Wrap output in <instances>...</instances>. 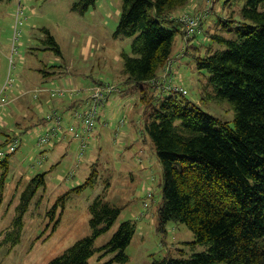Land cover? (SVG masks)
<instances>
[{"label": "rangeland", "instance_id": "1", "mask_svg": "<svg viewBox=\"0 0 264 264\" xmlns=\"http://www.w3.org/2000/svg\"><path fill=\"white\" fill-rule=\"evenodd\" d=\"M201 1L200 8L177 10L176 15L183 11L203 13L198 24L203 31H210L220 17L224 19L232 14L231 10L237 16L243 3V0ZM13 2L0 1L2 83L7 76L11 52L10 48L7 58H3L5 46L2 44L8 36L5 42L12 45L17 6V2L14 6ZM85 2L87 8L82 10ZM189 3L190 0L186 4ZM21 5L23 22L18 25L16 52L12 56L14 67L10 74L14 83H21L23 77L29 75V84L76 86L84 89L82 95H88L87 89L99 82L116 85L118 91L110 95L108 104L99 107L100 119L79 162V141L64 128L62 132L71 138L60 140L58 137L44 150L37 146L38 134L45 131L41 116L54 108L39 113L35 110V117L26 120L21 128L12 126V116L4 118L7 124L0 125V146L12 133V127L21 143L14 153L8 154L7 165L0 163V264H50L78 239L91 234L89 205L96 197L122 209L112 227L94 238V247L105 244L121 221L129 219L136 226L125 248L127 260L109 264H153L163 256L189 257L193 252L204 250L205 245L185 243L192 241L194 234L182 223L169 222L164 234L155 228V211L162 200V167L151 140L143 133L145 116L143 105L139 104V89L136 83L125 82L120 73L122 53H131L133 39V36L113 37L121 1L21 0ZM175 22L172 25H176ZM203 35L189 39L183 30L182 34L176 33L173 57L182 53L188 40L197 48L208 45V41L202 40ZM178 59L173 65L176 76L172 80L183 86L187 96L198 103L202 87L207 83V73L196 68L193 56L188 53ZM208 104H203L202 109L233 124L235 109L231 102ZM120 118L124 119V124L115 136L114 124ZM93 163L98 174L96 182L71 192L64 201L60 199L59 196L87 179ZM43 171H46L45 186L39 184L31 192L30 178ZM147 191L151 192L149 198ZM145 201L146 207L143 206ZM10 233L13 236H9ZM261 243L264 244V238ZM114 254L112 251L98 257L96 252L87 264H102Z\"/></svg>", "mask_w": 264, "mask_h": 264}, {"label": "trees", "instance_id": "2", "mask_svg": "<svg viewBox=\"0 0 264 264\" xmlns=\"http://www.w3.org/2000/svg\"><path fill=\"white\" fill-rule=\"evenodd\" d=\"M120 1L113 37L133 36L131 53H122L120 73L125 82H134L139 89L145 116L143 133L151 140L162 167V200L155 211V228L164 234L169 222L182 223L194 234L193 240L185 243L205 245L204 250L189 257L163 256L153 264H264V0H243L237 16L231 10L232 14L220 17L210 31L201 29L189 38L204 34L202 40L208 45L197 48L188 40L176 58L173 45L182 29L173 15L188 0ZM86 8L87 2L81 6ZM174 21L176 25H172ZM186 53L193 56L198 70L207 73L198 103L187 92L173 91L167 85L168 79L176 76L173 65ZM169 64L163 81L161 71ZM5 81L0 87L4 93L9 88H4ZM36 87L48 88L39 93L69 99L84 91L73 86L70 88L79 90L76 94L59 96L49 89L64 87ZM91 87L87 89L90 93L83 95L82 107L72 106L75 108L71 107L68 115L92 102ZM39 93L33 98H39ZM110 95L99 103L96 121L99 107L108 103ZM223 100L235 109L232 125L201 107ZM54 112L65 124L72 122L65 121L64 112L55 109L41 117L44 130L54 124L47 118ZM16 136L8 135L2 146ZM65 138L71 137L61 134L60 139ZM7 158L1 165H7ZM95 166L93 163L83 183L59 198L64 201L71 192L92 186L98 179ZM45 175L43 171L30 178L31 192L39 184L45 186ZM121 209L102 197L94 198L89 205L91 234L78 239L50 264H87L96 252L100 257L112 251L115 254L102 264L127 260L125 248L136 230L132 220L121 221L105 244L94 247V238L112 227Z\"/></svg>", "mask_w": 264, "mask_h": 264}, {"label": "built area", "instance_id": "3", "mask_svg": "<svg viewBox=\"0 0 264 264\" xmlns=\"http://www.w3.org/2000/svg\"><path fill=\"white\" fill-rule=\"evenodd\" d=\"M23 9L21 5V0H18L15 13H14V23H13V32H12V45H11V52L8 56V72L6 76V81L4 84V88H7L8 86L11 87L13 84V78L11 77V69L14 67V61H13V54L16 52L15 42L18 38L19 30L18 25H21L23 22L22 18ZM203 13H189L188 11H183L180 14L175 16V20L180 25L181 29L183 30V33L186 35V37H191L193 34L198 33L201 31L200 27L198 26L199 21L201 17L203 16ZM169 65L165 66V69L163 70V73L161 75V80L166 81L165 78V70ZM168 87L173 91H178L182 93H186L187 90L183 88L180 84L172 80V78L168 79L167 81ZM48 88H41L36 87L34 89H31L33 97H37L39 92H42ZM118 87L116 85H113L108 82H104L102 84L94 85L91 87V98L92 102L86 107V109L83 110H74L72 112V122H69L67 124L64 123V118L61 117V115L58 112H54L53 117L48 115L49 120H53L54 124L47 127L45 131L40 132L38 134V145L45 146L47 144L52 143L53 141L60 137L61 134H65L62 132V128L66 130L68 134H70L73 138H76L79 141V148L80 153L78 155V162L81 159V154L84 151V148L88 144V138L91 136V133L94 130L95 124H96V116H97V107L101 101L106 99L107 96H109L111 93L116 92ZM3 89H0V106L5 104L7 102L6 93L2 91ZM52 95H59V96H73L76 94L79 90L77 88H70V89H64V88H51L49 89ZM124 124V119L120 118L117 120V122L114 124V134L117 136L120 128ZM104 125L107 126V123L104 122ZM66 135V134H65ZM20 142L19 136H16L13 141H9L6 145L0 146V162L8 156V154L12 153V151L18 146ZM146 196L149 198L151 196V192L147 191ZM148 205L147 201L143 203V206L146 207Z\"/></svg>", "mask_w": 264, "mask_h": 264}, {"label": "crops", "instance_id": "4", "mask_svg": "<svg viewBox=\"0 0 264 264\" xmlns=\"http://www.w3.org/2000/svg\"><path fill=\"white\" fill-rule=\"evenodd\" d=\"M6 1H9V0H6ZM15 2L18 3V0H14L13 6H14ZM13 6H12V9H13ZM201 6H202L201 0H190L189 4H185L184 7L180 8L178 10H181V9H183V10L187 9L188 10L190 8H200ZM9 7L11 8V5ZM176 12H175L174 16H176ZM176 23L177 22H175V24ZM5 41H8V36L5 38ZM5 41L2 44L3 46H5V47H3V58H7L8 54H9L8 52L10 51V48H11V46L8 43H6ZM7 44H8V46H7ZM178 62H179V60L177 61V63ZM29 83H31V77L29 75H26L21 80V83H14L13 86L9 87L6 90L7 102L0 106V125L1 126H4L7 124V122L4 120V118H8V117L12 116V124H13L12 126L16 125L19 128H21V127H23L24 122L26 120H28V119L30 120L31 118L35 117V115H36L35 110L39 113V112H44V111H46V109L48 110L51 108H54L56 110L64 112L65 121L72 120L71 116L68 115L70 108L72 106L81 105L85 101L86 96H83V95H78L73 99H69V98H64V97H62V98L50 97L47 93H39L40 94L39 98L35 99V98H33L32 92L30 90H31V88H34V87L41 85V84H29ZM1 85H2V80H0V87H1ZM43 86H45V85H43ZM73 108H75V107H72L71 109H73ZM99 119H98V121H99ZM13 120H14V122H13ZM30 122H32V121H30ZM41 124H42V126H44L45 122L42 121ZM10 131H12V133L16 132L15 129H13V127H12V130H10ZM93 133H94V130L91 133V137H93ZM48 148H50V147H48ZM47 150H49V149H47ZM138 162H140V159H138ZM141 167L144 169L143 166H141Z\"/></svg>", "mask_w": 264, "mask_h": 264}]
</instances>
